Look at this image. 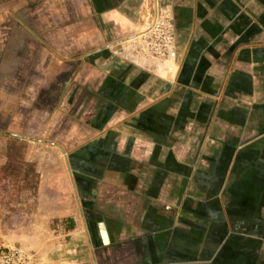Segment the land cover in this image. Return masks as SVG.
<instances>
[{
    "label": "crops",
    "instance_id": "0c3cea01",
    "mask_svg": "<svg viewBox=\"0 0 264 264\" xmlns=\"http://www.w3.org/2000/svg\"><path fill=\"white\" fill-rule=\"evenodd\" d=\"M153 1L0 12L1 66L58 100L32 104L35 202L4 240L37 264H264V0H157L169 70L124 48Z\"/></svg>",
    "mask_w": 264,
    "mask_h": 264
},
{
    "label": "rangeland",
    "instance_id": "374dc122",
    "mask_svg": "<svg viewBox=\"0 0 264 264\" xmlns=\"http://www.w3.org/2000/svg\"><path fill=\"white\" fill-rule=\"evenodd\" d=\"M17 4L18 2H13V0H0V12H6L9 15L11 7ZM26 7L27 5L23 4L18 10L25 11ZM9 24L8 18L4 19L0 17V26H3L2 28L8 27ZM4 41L7 42L8 38ZM5 49L3 46H0V79L8 77L10 71H12V73H16L18 81L14 83L0 82V166L6 161L5 152L10 140H14L15 154H19L18 156L23 157L25 161L32 163L29 158L30 147L28 146L29 141L27 139L31 138V136H35V138L39 136L40 130L27 131L26 128L39 127L41 129V124L38 123L40 122L41 111L34 114L32 112V104L35 107L49 108L54 106L58 100L56 97L48 96L47 91L45 92L41 89L33 100L29 99V94L27 93L29 92V89L27 90L29 84L24 81L25 66L22 67L21 65L16 69L1 66L2 58L7 51ZM36 115L38 118L34 120L33 117L35 118ZM25 182L20 175L18 177H10L0 168V247L13 245H4V240L10 231L16 227L15 225L21 224L26 213L33 208L36 185L32 182L27 183L33 184V187L26 189L24 186ZM14 245L20 246L15 243ZM20 247L23 248L22 246ZM27 252L33 254L32 251Z\"/></svg>",
    "mask_w": 264,
    "mask_h": 264
},
{
    "label": "built area",
    "instance_id": "2783aa9c",
    "mask_svg": "<svg viewBox=\"0 0 264 264\" xmlns=\"http://www.w3.org/2000/svg\"><path fill=\"white\" fill-rule=\"evenodd\" d=\"M143 26L124 46L135 64L169 70L175 51L171 11L157 0L147 4ZM123 48V47H122ZM121 51V50H120ZM0 264H37L32 253L18 245L0 247Z\"/></svg>",
    "mask_w": 264,
    "mask_h": 264
},
{
    "label": "trees",
    "instance_id": "16d2710c",
    "mask_svg": "<svg viewBox=\"0 0 264 264\" xmlns=\"http://www.w3.org/2000/svg\"><path fill=\"white\" fill-rule=\"evenodd\" d=\"M14 140H10L8 146L6 147L5 157L6 161L0 166L2 171L10 177H18L19 175L25 180V188L33 187V184L27 183H37V173L35 171L34 165L31 162L25 161L23 157L15 154L16 148L14 145Z\"/></svg>",
    "mask_w": 264,
    "mask_h": 264
}]
</instances>
